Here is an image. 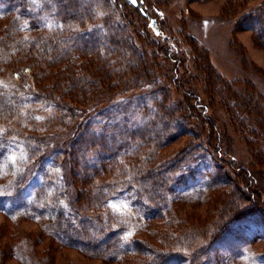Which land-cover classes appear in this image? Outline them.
Returning <instances> with one entry per match:
<instances>
[{
  "label": "rangeland",
  "instance_id": "374dc122",
  "mask_svg": "<svg viewBox=\"0 0 264 264\" xmlns=\"http://www.w3.org/2000/svg\"><path fill=\"white\" fill-rule=\"evenodd\" d=\"M31 1L26 0L32 7L25 12L28 18L23 16L22 32L10 41L5 39L10 1L0 0V85L29 99L9 118H0V195H5L0 198V264H135L146 254L130 252L112 260L59 238L48 214L38 215L29 206L45 169L62 190L61 197L53 193V203L75 208L74 214L94 225L121 227L123 239L187 257L177 264H264V37L250 28V17L264 13V0H136L147 17L130 0H76L73 7H83L85 16L74 24H63L54 9ZM111 19L122 23L135 52L108 39L91 52L66 49L73 33L87 42L96 34L108 38L116 28ZM29 20L35 23L27 25ZM36 41L48 43L44 62L33 57V51L40 55ZM49 47L67 57L53 61ZM39 89L51 95L32 100ZM164 109L181 120L171 124V133L182 130L160 145L164 136L152 133L165 130L158 122ZM78 120H90L87 130L114 138L121 147L96 174L95 180L112 185L106 205L96 204L92 180L80 183L82 173L72 178L77 196L64 167L50 158L38 169L26 163V143L42 138L51 157L73 135ZM194 143L201 148L189 151ZM99 153L98 161L104 157ZM176 156L178 167L166 180L172 185L157 194L164 215L144 216L134 192L118 185L133 183L138 171L143 175ZM25 166L19 179L17 171ZM216 166L223 175L216 177L215 187L208 181ZM150 194L143 197L154 202ZM45 195L50 199V189Z\"/></svg>",
  "mask_w": 264,
  "mask_h": 264
},
{
  "label": "trees",
  "instance_id": "16d2710c",
  "mask_svg": "<svg viewBox=\"0 0 264 264\" xmlns=\"http://www.w3.org/2000/svg\"><path fill=\"white\" fill-rule=\"evenodd\" d=\"M7 7L5 8L6 11V18L10 20V34H7L5 36V39H8L10 41H13L16 39L14 37V33L18 34L22 32V29L24 27L23 22V16H27V10L28 5L26 4V0H9ZM31 3H41L42 7L44 9L53 10L55 17L58 19V21H61L63 24H71V23H81L82 18H84L85 13L83 11V7H73L76 3V0H33ZM47 4H52L51 8L48 7ZM129 4L137 10V12L147 17L149 13L147 12V9L140 5V3H137V5H133L131 2ZM32 7V5H30ZM29 7V10L31 8ZM75 8V9H74ZM26 12V13H25ZM38 13V12H37ZM251 19V29H253L256 32H259V34L264 37V13L260 12L257 16L250 17ZM117 22V21H116ZM113 19L110 20L111 25H116V28L107 38L104 35H97L96 32V38L90 42V40L87 42L83 35H80L79 33H73V36H70L69 45H66V49L70 51H79L80 49L89 51L91 50H98L100 47H103V43L100 42L101 39L105 40H111L114 44V46L121 48L122 42H125L127 44V47L130 51V53L135 52L134 46L131 44L130 35L124 32V27L119 22L116 23ZM35 22L34 20L27 21V25H33ZM153 25V29H155V32H159V29L155 25V23H151ZM121 31V33H120ZM121 34V35H119ZM8 36V37H7ZM19 37V36H18ZM99 37V38H98ZM84 39V40H83ZM99 39V40H98ZM61 41V40H60ZM59 41V42H60ZM38 44L39 42L36 41ZM58 42V43H59ZM95 42V43H94ZM90 43L92 45L90 46ZM40 50H38V53L36 51H33L34 55L33 57H37L40 61L44 62V57L46 54H48V43L41 41L40 44ZM52 48V47H49ZM51 53H53L52 60L53 61H60L61 59H64L67 57L65 54L66 52L62 51V53H58L56 47L52 48ZM90 50V52H91ZM48 51V52H47ZM49 55V54H48ZM47 56V55H46ZM50 57V56H48ZM176 60V59H175ZM26 71H29L30 67L25 66L24 68ZM16 76H20L19 72H15ZM22 77V76H21ZM160 93L165 92V88H159ZM22 93L19 89H12V90H5L2 85H0V118H9V115L15 111V109L19 106H22L25 104L29 99H27V96H22ZM50 96L51 93L46 90L39 89L34 96L32 97V100H38L41 98H46V96ZM54 105L63 107L67 111L71 112L73 116H77L75 112L70 111L71 109L66 105L59 104L60 102H57V100H54ZM175 110H178V108ZM165 113H163L160 117V121H158L161 125V128H164L165 130L163 133H152L153 136L157 138H161L164 136L163 140L159 142L160 145L164 144L168 140L175 137L177 134L181 133V130H179L176 133H171L172 130V123L176 122L175 124L181 123V120L179 118H173L171 119L170 111H166L164 109ZM79 119V118H78ZM169 121V122H166ZM90 120H78L75 123L73 135L69 137L68 139L64 140L58 147H54L51 151V157H48L45 155V148L41 144H44L42 141V138L40 139V142L34 143V144H27L26 148L28 151V160L27 164L30 163L33 166L36 167V169L40 168V165L43 164V161L45 159L50 158L52 163H55V166L64 167L65 170H68L70 178H71V184L73 188L76 191V185L74 180V173L77 172L79 174L82 173L83 177L80 179V183L83 182V180H88L90 182V190L91 193L94 192V200L96 201L97 205H106L110 200V191H112V185L110 183H105L100 180L96 179V174L99 173V169L103 167V165L99 166L100 164L104 163L105 161H110L114 158H116L117 155L121 152L120 145L118 146L115 143V139L106 140V136H94L90 129L87 130L89 127ZM168 131V133L166 132ZM162 134V135H161ZM148 138H146L147 140ZM46 142V141H45ZM40 144V145H39ZM47 144V142H46ZM45 144V145H46ZM199 143L191 144L188 148L189 151L192 150H199L201 147L198 145ZM50 147V146H47ZM49 149V148H48ZM188 151V152H189ZM102 152L104 157L100 158V161H98L100 153ZM179 156H176L173 160H170L168 163H163L161 167H155L150 170L148 173L147 171L143 173V175L138 174L137 172V179L133 181V183L123 182L120 185H118V188H123L125 191H133L135 195L136 205L140 207L141 211L143 212V215L148 217V215L152 216L153 218H160L164 215L165 206L162 207L160 197H158V193H161L162 191L165 192V190L170 189L171 185L168 186V183H166L167 177L169 174H173L174 168L178 167V162L180 159ZM94 163H91L92 160H94ZM177 159V161L175 160ZM86 161H88L90 164H87ZM216 169V171H215ZM214 169V175L211 173L210 179L208 181V184L210 186H215L219 183V180H217L216 177H220L223 174L220 172L219 168L217 166ZM155 172H154V171ZM24 172V173H23ZM17 176L20 179L21 173H26V166L21 171H17ZM153 173H156L157 176L155 178L152 177ZM41 174L44 176L42 177L41 183L37 186V189L35 190V194L33 195L32 199L29 202V206L38 214V215H44L48 214L49 220L51 221L52 230L55 231L56 235L65 240L68 244L74 247H79L83 251L89 253H102L105 254L108 259L117 260L119 257L123 258L130 252H139V251H146V254H142L141 258H139L135 264H177L181 260H186L187 257L184 259H179L175 253H172L171 249L167 251H157L155 249H150L147 246L143 245L141 242H138L136 239H123V231L121 227H110L109 224L99 221L100 223L98 225H94L91 221L87 219L85 216H80V214H74L75 208L73 210H66V208L63 205L55 204L53 203L54 197L53 193L58 191L57 184H52L53 178H51V173L48 172L47 169L42 170ZM149 174V175H148ZM151 176V177H147ZM154 179V180H152ZM95 180V182L93 181ZM217 180V181H216ZM178 182V178H175L172 183ZM222 181H220L221 183ZM149 184V185H148ZM19 185V184H17ZM16 185V186H17ZM148 186H150V190H148ZM80 188V186H77ZM50 189V199H47L46 192ZM88 189V188H87ZM93 191V192H92ZM153 192L152 194H150ZM77 196L78 192L76 191ZM151 195L154 202L147 201L143 196ZM158 194V195H157ZM55 195V194H54ZM62 190H59L58 193H56V196L61 197ZM52 196V197H51ZM5 195H0V198H4ZM80 200V198H79ZM106 203V204H105ZM73 211V212H72ZM256 211V210H255ZM247 212V211H246ZM245 213H242L238 215V218L243 217ZM249 213V212H247ZM84 214V213H83ZM85 215V214H84ZM110 216V215H109ZM106 222H108L106 220ZM122 232V233H121ZM120 259V258H119Z\"/></svg>",
  "mask_w": 264,
  "mask_h": 264
},
{
  "label": "water",
  "instance_id": "95a60500",
  "mask_svg": "<svg viewBox=\"0 0 264 264\" xmlns=\"http://www.w3.org/2000/svg\"><path fill=\"white\" fill-rule=\"evenodd\" d=\"M131 1V3L133 4V5H137V1L136 0H130Z\"/></svg>",
  "mask_w": 264,
  "mask_h": 264
}]
</instances>
